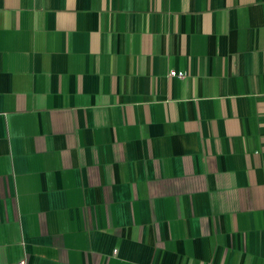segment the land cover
Segmentation results:
<instances>
[{
    "label": "crops",
    "instance_id": "crops-1",
    "mask_svg": "<svg viewBox=\"0 0 264 264\" xmlns=\"http://www.w3.org/2000/svg\"><path fill=\"white\" fill-rule=\"evenodd\" d=\"M20 260L264 264V0H0Z\"/></svg>",
    "mask_w": 264,
    "mask_h": 264
},
{
    "label": "built area",
    "instance_id": "built-area-1",
    "mask_svg": "<svg viewBox=\"0 0 264 264\" xmlns=\"http://www.w3.org/2000/svg\"><path fill=\"white\" fill-rule=\"evenodd\" d=\"M170 76H177V77H183L185 75V73L183 71H176V70H170L169 72ZM17 264H25L24 260H20L17 262Z\"/></svg>",
    "mask_w": 264,
    "mask_h": 264
}]
</instances>
